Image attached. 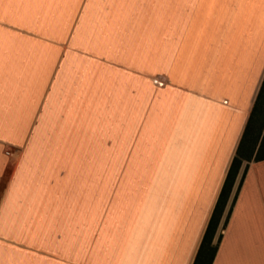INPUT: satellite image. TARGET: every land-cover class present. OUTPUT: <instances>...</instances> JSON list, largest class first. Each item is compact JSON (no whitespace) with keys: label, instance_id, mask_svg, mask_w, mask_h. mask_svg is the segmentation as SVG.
<instances>
[{"label":"crops","instance_id":"0c3cea01","mask_svg":"<svg viewBox=\"0 0 264 264\" xmlns=\"http://www.w3.org/2000/svg\"><path fill=\"white\" fill-rule=\"evenodd\" d=\"M153 11L0 0V264H194L258 95L264 0ZM238 153L211 264H264V158Z\"/></svg>","mask_w":264,"mask_h":264},{"label":"trees","instance_id":"16d2710c","mask_svg":"<svg viewBox=\"0 0 264 264\" xmlns=\"http://www.w3.org/2000/svg\"><path fill=\"white\" fill-rule=\"evenodd\" d=\"M259 94V93H258ZM257 98H258V95H257ZM257 98L255 100V103L257 101ZM255 105V104H254ZM254 108V106H253ZM253 110V109H252ZM252 112V111H251ZM251 116V114H250ZM250 116H249V119H250ZM263 121V120H262ZM249 122V121H248ZM262 123V122H261ZM262 124H260L261 126ZM248 126V123L246 125V128ZM263 126V125H262ZM259 127V126H258ZM246 128H245V131L243 133V136L240 140V143H239V146H238V149H237V155H235L230 163V166H229V169H228V172L226 174V177L224 179V182H223V185L221 187V190H220V193L218 195V198L216 200V203L214 205V208H213V211H212V214L213 212H215V220H214V226L211 230L210 233H208L207 235V238H205V232H207V226H206V229H205V232L203 234V237H202V241H201V244H200V247H199V250H198V253H197V256H196V259H195V262L194 264H196L198 258L201 256L202 257V262L204 264H211V261L214 257V254H215V251H216V248H217V243L216 244H212V239H213V236L215 234V231H216V228L218 226V223H219V220L222 216V213H223V210H224V207L227 203V200L229 198V195H230V192L232 190V187L234 185V182H235V179L237 177V174H238V171H239V168H240V165H241V162H242V159L239 157V153L238 151H240V147L243 148L244 150H249L250 151V155L247 157L248 160H250L252 158V154L254 153V151L256 150V153L254 155V158L255 159H263L264 158V153H260V146H257V142H258V139L257 138V131L255 133V136L251 137V139L248 141L246 147H243L242 146V142H243V138L245 136V132H246ZM259 134V133H258ZM260 135V134H259ZM259 137V136H258ZM245 171H246V167L244 168V171L239 179V182H238V185H237V188H236V193H237V190L241 184V181L243 179V176L245 174ZM227 182V183H226ZM223 192V197L221 196V193ZM236 195V194H235ZM235 195L232 199V203H231V206L233 204V201H234V198H235ZM231 206L230 208L228 209V212H227V215L225 217V220H224V223L226 222L227 220V217L229 215V212H230V209H231ZM212 214L210 216V219H212ZM209 222V221H208ZM208 225V223H207Z\"/></svg>","mask_w":264,"mask_h":264},{"label":"rangeland","instance_id":"374dc122","mask_svg":"<svg viewBox=\"0 0 264 264\" xmlns=\"http://www.w3.org/2000/svg\"><path fill=\"white\" fill-rule=\"evenodd\" d=\"M146 1L149 9L148 19L149 21H153L154 15L152 12H154L153 10L155 8L156 0H146ZM133 5H135V3H133ZM260 124H262L263 126L262 125L260 126ZM106 130H107L106 126H101V133L106 134ZM256 131H257V135L259 136V137L257 136L256 138L258 139L257 146H260V153H264V96H261L260 94H258L257 101L251 112V116L242 142L243 147H246L251 137L255 136Z\"/></svg>","mask_w":264,"mask_h":264},{"label":"snow or ice","instance_id":"6c2138e0","mask_svg":"<svg viewBox=\"0 0 264 264\" xmlns=\"http://www.w3.org/2000/svg\"><path fill=\"white\" fill-rule=\"evenodd\" d=\"M256 89L261 96H264V71H262L258 77ZM0 148L4 149V155L8 157L7 161L3 164L2 169H0V199H2L10 184L11 177L15 174V165L10 155V146L6 144H0ZM221 196L223 197V192L221 193ZM214 220L215 212H213L212 219L208 222L205 238H207L208 233L211 232L214 226Z\"/></svg>","mask_w":264,"mask_h":264}]
</instances>
